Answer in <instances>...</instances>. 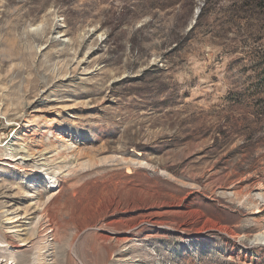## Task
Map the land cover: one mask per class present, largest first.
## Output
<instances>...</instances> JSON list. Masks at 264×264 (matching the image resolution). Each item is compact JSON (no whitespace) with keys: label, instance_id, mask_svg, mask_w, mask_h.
Instances as JSON below:
<instances>
[{"label":"rangeland","instance_id":"obj_1","mask_svg":"<svg viewBox=\"0 0 264 264\" xmlns=\"http://www.w3.org/2000/svg\"><path fill=\"white\" fill-rule=\"evenodd\" d=\"M261 181L264 0H0V264H264Z\"/></svg>","mask_w":264,"mask_h":264},{"label":"bare ground","instance_id":"obj_2","mask_svg":"<svg viewBox=\"0 0 264 264\" xmlns=\"http://www.w3.org/2000/svg\"><path fill=\"white\" fill-rule=\"evenodd\" d=\"M11 156L8 157V158L9 159H15V160H19V159L20 160H26L27 159V157L25 155H20L17 158H12L13 156L12 157ZM230 176L233 177V174H230L228 177H230ZM225 183H226V181H225ZM207 185L204 186V187L207 188L208 187ZM259 186L264 187V185H262V181H261V185H259ZM7 187H8V189H12V187L10 185L7 186ZM219 187L225 189V188L228 187V185H225V184L222 185V183H221V185ZM234 187H237V185H234ZM253 187H254V185H251V184L245 185L240 190H235L234 193H233V197H229L231 203L235 204V206L237 208V211L246 212V211H249L252 208V206H254L253 204H255L256 207H258V206H260L263 203L261 198H260V196H258L256 193L252 192ZM215 192H217V191H215ZM2 195H5L3 197H8L9 196L8 195V190L4 191L2 193ZM0 203H1L0 209H2L3 215L6 216L7 223L14 224V225H12V227H14V229H11L10 232H15L17 230H20L18 228L21 225L19 222L21 221V219L27 218V214H25L26 212L24 214L20 213V212H17V210H19V207H15L14 206L15 205L14 202H11V201L4 202V201L0 200ZM185 208L186 209L184 211L186 213H190L191 212V206L189 204H187ZM257 211H260V209H258ZM201 213L203 214L202 216L205 215L203 211H201ZM49 220L52 221V224L53 223H57L53 216L50 217ZM63 220H62V224H63L64 221H66V220H64V221ZM60 221L58 223L59 225H60ZM71 221H70V223H71ZM201 221L202 220H200V222ZM66 222H64V223H66ZM219 223L218 222H213L212 220L208 219V221L207 220L202 221V224L200 225V227L198 229L199 230H203V229L210 228V229H213V230H218L219 232H223L225 234H228L229 236H231L232 238H234L237 241H241L242 239H244V238L246 239L247 238L252 246H263L264 247V229L256 232L252 237H249L246 234L238 233L236 231V229L233 226H231V225L230 226H225V225H221ZM58 224H56V225H58ZM64 229H65V227H64ZM21 241H22V243L20 245H25L27 239L26 238H22ZM72 241H73V239H72ZM73 243H74V241H73ZM37 247L38 248H36L37 250L35 251V255L25 257L24 260H23V264H45V261L47 260V257L50 255V252H49L50 246L47 245V244H41V245H39ZM91 249H92V251L95 250L93 247ZM71 250H72V244L69 243L68 241H66V243L63 245V247H62V249L60 251V255L57 257V260H58L59 264H78V262H76V260L72 258L73 255L70 256V251ZM78 250L81 253L83 260L78 256L80 254H77V253L75 254V252L73 254H75L76 258L79 261L81 260L80 262L83 263L84 260L87 259L88 255L86 253V250H83L82 248L81 249L79 248ZM74 251H76V250L74 249ZM14 263H15L14 259L11 258L9 261H7L6 264H14Z\"/></svg>","mask_w":264,"mask_h":264}]
</instances>
